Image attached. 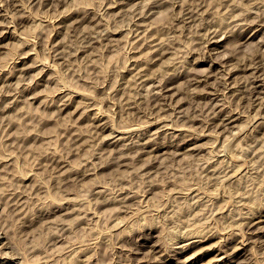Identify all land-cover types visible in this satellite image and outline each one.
I'll list each match as a JSON object with an SVG mask.
<instances>
[{"label": "rangeland", "instance_id": "1", "mask_svg": "<svg viewBox=\"0 0 264 264\" xmlns=\"http://www.w3.org/2000/svg\"><path fill=\"white\" fill-rule=\"evenodd\" d=\"M2 1L1 264H264V0Z\"/></svg>", "mask_w": 264, "mask_h": 264}, {"label": "bare ground", "instance_id": "2", "mask_svg": "<svg viewBox=\"0 0 264 264\" xmlns=\"http://www.w3.org/2000/svg\"><path fill=\"white\" fill-rule=\"evenodd\" d=\"M45 1H46V0H45ZM164 1H165V0H164ZM166 1H167V0H166ZM1 2H2V4H3L5 1H2V0H1ZM231 2H232V1H231ZM231 2H230V5H231ZM116 3H118V2L116 1ZM0 4H1V3H0ZM4 5H5V3H4ZM108 8H109V6H108ZM151 8H152V7H151ZM3 10H4V9H3ZM3 10H1V11H3ZM24 12H26V11H24ZM24 12H23V13H24ZM252 13H253V12H252ZM254 13H255V12H254ZM257 13H258V12H257ZM257 13H256V14H257ZM263 13H264V11H263ZM12 14H13L14 17H15V14H14V13H11V15H12ZM259 14H260V13H259ZM7 15H8V14H7ZM11 15H10V16H11ZM22 15H23V14H22ZM237 15L239 16V15H243V14H237ZM244 15H245V14H244ZM261 15H262V14H261ZM19 16H21V14H20ZM243 17H246V16H243ZM257 17H258V16H257ZM257 17H256V18H257ZM262 17H263V15H262ZM7 18H8V16H7ZM18 18H19V17H18ZM236 18H237V17H236ZM236 18H235V20L238 19V18H237V19H236ZM259 18L262 19V18L260 17V15H259ZM263 18H264V17H263ZM10 19H12V17H11ZM257 19H258V18H257ZM8 20H9V18H8ZM12 20H13V19H12ZM144 20H145V19H144ZM144 20H142V22H143ZM240 20H241V22H242V19H240ZM240 20H239V21H240ZM244 20H247V19H244ZM9 21H10V20H9ZM263 21H264V20H263ZM11 22H12V21H11ZM11 22H10V23H11ZM140 22H141V21H140ZM145 22H146V21H145ZM245 22H247V21H244V23H245ZM141 24H142V23H141ZM250 24H251V23H250ZM250 24L248 23V25H250ZM263 24H264V23H263ZM5 25H6V24H5ZM142 25H143V24H142ZM145 25H146V23H145ZM232 25H234V24H232ZM235 25H236V24H235ZM238 25H239V24H237V26H238ZM246 25H247V24H246ZM209 26H210V25H209ZM250 26H251V25H250ZM7 27H8V26H7ZM7 27H6V28H7ZM210 27H213V26H210ZM229 27L231 28V26H229ZM234 27H236V26H234ZM147 28H148V26H147ZM214 28H215L216 30H217V29H220V28H217V26H216V27L214 26ZM232 28H233V27H232ZM232 28H231V29H232ZM240 28H241V26H240ZM7 29H8V28H7ZM7 29H5V31H6ZM225 29H226V28H225ZM231 29H230V30H231ZM233 29H235V28H233ZM238 29H239V28H238ZM144 30H145V29H144ZM211 30H213V28H211ZM220 30H221V32H222V28H221ZM2 31H4V29H2ZM142 31H143V30H142ZM142 31H141V32H142ZM145 31H146V30H145ZM147 31H148V30H147ZM213 31H214V30H213ZM226 31H227V30H226ZM136 32H138V31H136ZM214 32H215V31H214ZM216 32H218V31H216ZM233 32H234V31H233ZM235 32H236V31H235ZM142 33L145 34L144 31H143ZM223 33H224V29H223ZM105 34H106V33H105ZM137 34H138V33H137ZM144 34H143V35H144ZM211 34H214V33L211 32ZM211 34H210V35H211ZM139 35H140V34H139ZM139 35H136V36H137V38H139V39L141 40L142 38H140V37L142 36V34H141V36H139ZM263 35H264V34H263ZM104 36H106V35H104ZM138 36H139V37H138ZM146 36H148V33H146ZM213 36H214V35H213ZM219 36H220V35H219ZM222 36H223V35H222ZM3 37H4V36H3ZM262 37H263V36H262ZM103 38H104V37H103ZM107 38H108V37H107ZM144 38H145V35H144ZM148 38H150V37L148 36ZM205 39H207V38H205ZM222 39H224V38H222ZM261 39H262V38H261ZM143 40H144V41H143ZM145 40H146V39H142L143 42H145ZM207 40H208V39H207ZM217 40H218V39H217ZM217 40H216V42H217ZM224 40H225V39H224ZM138 41H139V40H138ZM148 41H149V40H148ZM205 41H206V40H205ZM218 41H219V40H218ZM146 42H147V41H146ZM203 42H204V41H203ZM207 42L209 43L210 40H208ZM220 43H221V42H220ZM145 44H146V43H145ZM205 44H206V43H205ZM213 44H214V43H213ZM213 44H212V45H213ZM208 45H209V44H208ZM216 45H217V44H216ZM159 46H160V45H159ZM214 46H215V45H214ZM211 47H212V46H211ZM159 48H160V47H159ZM204 48H206V47H204ZM207 48H208V47H207ZM214 48H215V47H214ZM208 49H209V48H208ZM208 49H207V50H208ZM205 51H206V49H205ZM208 51H210V50H208ZM208 51H207V52H208ZM225 56H226V55H225ZM225 56L223 55L222 58L225 57ZM263 57H264V56H263ZM216 58H217V57H216ZM258 58H259V57H258ZM258 58H257V59H258ZM261 58H262V57H261ZM152 59H153V58H152ZM218 59H221V57H219ZM263 59H264V58H263ZM255 60H256V59H255ZM259 60H260V59H259ZM150 61H151V59H150ZM257 61H258V60H256V63H257ZM263 61H264V60H263ZM143 62H144V61H143ZM147 62H148V64H149V60H148ZM147 62H146V63H147ZM214 62H215V61H214ZM261 62H262V61H261ZM261 62L258 63V64L260 65ZM137 63H138V62H137ZM253 63H254V62H253ZM256 63H255V65H256ZM144 64H145V63H144ZM219 64H220V63H219ZM263 64H264V63H263ZM140 65H141V64H140ZM221 65H223V64H221ZM251 65H252V64H251ZM259 65H257V66H259ZM33 66H34V65H33ZM141 66H142L141 69H143V67L145 68V66H147V64H146L145 66H144V65H141ZM141 66H140V67H141ZM148 66H149V65H148ZM148 66H147L145 69H147ZM235 66H236V65H235ZM237 66H238V68H239V65H237ZM246 66H247V65H246ZM257 66H256V67H257ZM261 66H262V65H261ZM261 66H259V67H261ZM16 67H17V66H16ZM31 67H32V66H31ZM138 67H139V66H138ZM140 67H139V68H140ZM228 67H232V66H228ZM252 67H254V66H252ZM26 68H27V67H25V69H26ZM234 68H236V67H234ZM240 68H241V66H240ZM263 68H264V67H263ZM19 69H20V68H19ZM22 69H24V68H22ZM25 69H24V70H25ZM137 69H138V68H137ZM137 69H136V70H137ZM231 69H232V68H231ZM231 69H229V70L231 71ZM24 70H20V71H24ZM134 70H135V69H134ZM209 70H210V69H209ZM209 70H208V71H209ZM227 70H228V69H227ZM227 70H226V71H227ZM232 70H233V69H232ZM234 70H235V69H234ZM260 70H261V69H260ZM26 71H27V70H26ZM139 71H140V70H138V73H141V72H142V70H141V72H139ZM143 71H144V70H143ZM214 71H215V70H214ZM223 71H224V70H223ZM254 71H255V69H254ZM254 71H253V72H254ZM256 71H257V69H256ZM256 71H255V72H256ZM135 72H136V71H135ZM219 72H220V71H219ZM224 72H225V71H224ZM224 72H222V73L224 74ZM255 72H254V73H255ZM138 73H137V74H138ZM207 73H208V72H207ZM209 73H210V72H209ZM227 73H228V72H227ZM233 73H234V72H233ZM257 73H258V72H257ZM260 73H261V71H260ZM132 74H134V76H137V75H135L134 72H133ZM146 74H147V73H145V75H146ZM255 74H256V73H255ZM139 75H140V74H138V76H139ZM174 75L176 76L177 74L174 73ZM178 75H179V74H178ZM210 75H212V74H210ZM226 75H227V74H226ZM252 75H253V74H252ZM260 75H261V74H260ZM132 76H133V75H132ZM134 76H133V78H134ZM140 76H141V75H140ZM143 76H144V75H143ZM164 76H165V75H163V77H164ZM167 76H168V75H167ZM169 76H170V75H169ZM172 76H173V75H172ZM197 76H198V75H197ZM206 76H208V74H207ZM228 76H230V75H228ZM232 76H233V75H232ZM256 76H257V74H256ZM261 76H262V75H261ZM146 77H148V76H146ZM146 77H145V78H142V77H141V78L145 80ZM152 77H153V76H152ZM202 77H204V75H203ZM211 77H212V76H211ZM222 77H223V76H222ZM252 77H253V76H252ZM257 77H258V76H257ZM257 77H255V78H257ZM133 78H131V80H132ZM136 78H137V77H135V79H136ZM150 78H151V77H150ZM161 78H162V77H161ZM164 78H165V77H164ZM168 78H169V77H168ZM168 78H167V81H169ZM170 78H172V77H170ZM207 78H208V77H207ZM216 78H218V77H216ZM231 78H232V77H231ZM253 78H254V77H253ZM48 79H49V78H48ZM148 79H149V77H148ZM159 79H160V78H159ZM172 79H173V78H172ZM198 79H199V78H198ZM205 79H206V78H205ZM257 79H258V78H257ZM140 80H141V79H140ZM150 80H152V79H150ZM160 80H161V79H160ZM217 80H219V78H218ZM221 80H222V79H221ZM221 80H220V81H221ZM237 80L239 81V79H237ZM237 80H236V82H237ZM255 80H256V79H255ZM258 80H259V79H258ZM261 80H263V79H261ZM142 81H143V80H142ZM147 81H148V80H147ZM152 81H153V80H152ZM161 81H162V80H161ZM161 81H158V82H161ZM163 81H164V79H163ZM207 81H209V80H207ZM222 81H225V80H222ZM240 81H241V80H240ZM240 81H239V82H240ZM242 81H243V80H242ZM242 81H241V82H242ZM246 81H247V79H246ZM250 81H251V79H250ZM250 81H248V82L250 83ZM135 82H136V80H135ZM135 82H134V83H135ZM149 82H150V81H149ZM155 82H156V80H155ZM155 82H153V83L156 84V86H157L158 84H161V83H162V82H161V83H158V82H157V83H158V84H157V83H155ZM169 82H170V81H169ZM203 82H205V81H203ZM241 82H240V83H241ZM144 83L147 84L146 82H144ZM165 83H166V82H165ZM200 83H201V82H200ZM209 83H211V81H210ZM228 83H229V81H228ZM228 83H227V84H228ZM251 83H252V81H251ZM256 83H257V82H256ZM256 83L254 84L255 86H256ZM261 83H262V82H261ZM135 84H136V83H135ZM137 84H139L138 81H137ZM162 84H164V83H162ZM211 84H212V83H211ZM223 84H224V83H223ZM231 84H232V82H231ZM235 84H237V83H235ZM235 84H233V85L235 86ZM257 84H259V83H257ZM141 85H142V87L145 86L144 84H142V82H141ZM143 85H144V86H143ZM148 85H149V84H148ZM148 85H147L146 87L149 88ZM152 85H153V84H151L150 86H152ZM204 85L206 86V83H205ZM251 85H252V84H251ZM251 85L248 84L247 86H251ZM138 86H139V85H138ZM160 86H161V85H160ZM163 86H164V85H163ZM169 86H170V85H169ZM208 86H209V85H208ZM225 86L227 87V85H225ZM225 86H224V87H225ZM238 86H239V85H238ZM252 86H253V85H252ZM257 86H258V85H257ZM257 86H256V88H257ZM262 86H264V85H262ZM161 87H162V86H161ZM239 87H240V86H239ZM242 87H243V86H242ZM140 88H141V86H140ZM153 88H154V87H152L150 90H152ZM163 88H164V87H163ZM167 88H168V86H167ZM167 88H166V89H167ZM233 88H234V87H233ZM244 88L246 89L247 87H244ZM256 88H255V89H256ZM263 88H264V87H263ZM227 89H228V87H227ZM231 89H232V88H231ZM235 89H236V87H235ZM241 89H242V88H241ZM249 89H250V88H249ZM150 90H149V92H150ZM159 90H162V88H159L158 91H159ZM228 90H229V89H228ZM232 90L234 91V94H233V92L231 91L232 94L235 95V90H234V89H232ZM256 90H257V89H256ZM260 90H261V89H260ZM221 91H222V90H221ZM237 91H238V89H237ZM245 91H247V90H245ZM258 91H259V90H258ZM64 92H65V91H64ZM151 92H152V95H153V91H151ZM155 92H156V91H155ZM155 92H154V94H155ZM223 92H225V91H223ZM240 92H241V91H240ZM255 92H256V91H255ZM259 92H260V91H259ZM163 94H164V92H163ZM215 94H216V92H215ZM236 94H237V92H236ZM238 94H239V92H238ZM238 94H237V96H238ZM245 94H247V95H245V96H248V92H245ZM249 94H250V91H249ZM149 95H150V94H149ZM152 95H151V96H152ZM159 95H160V94H159ZM161 95H162V92H161ZM161 95H160V96H161ZM164 95H165V94H164ZM216 95H217V94H216ZM221 95H222V94H221ZM226 95H227V94H226ZM253 95H254V92H253ZM257 95H258V94H257ZM35 96H36V95H35ZM63 96H65V95L63 94ZM151 96H150V97H151ZM167 96H168V95H166V97H167ZM211 96H213V95L211 94ZM231 96H232V95H231ZM241 96H242V95H241ZM250 96L252 97V94H251ZM250 96H249V97H250ZM61 97H62V96H61ZM65 97H66V96H65ZM69 97H71V96H69ZM69 97H68V98H69ZM161 97H162V96H161ZM168 97H169V96H168ZM228 97H230V95H229ZM251 97H250L249 100H251ZM255 97H256V96H255ZM257 97H258V96H257ZM62 98H63V97H62ZM62 98H61V99H62ZM152 98H153V97H152ZM154 98H155V96H154ZM162 98H165V97H162ZM226 98H227V97H226ZM243 98H244V96H243ZM252 98H253V97H252ZM259 98H260V97H259ZM261 98H262V97H261ZM217 99H218V98H217ZM257 99H258V98H257ZM58 100H60V99H58ZM62 100H63V99H62ZM62 100H60V101H62ZM66 100H67V97H66L65 101H66ZM68 100H69V99H68ZM70 100H72V99H70ZM73 100H74V99H73ZM73 100H72V101H73ZM155 100H157V99H155ZM160 100H162V99L159 98V101L157 100L156 103H157V102H161ZM210 100H211V99H210ZM230 100H231V101L234 100V97L232 96V99H230ZM230 100L228 99V101H230ZM237 100H240V98L237 99ZM245 100H246V99H245ZM247 100H248V99H247ZM247 100H246V101H247ZM255 100H256V98H255ZM263 100H264V98H263ZM224 101H225V100H224ZM224 101H223V102H224ZM235 101H236V100H235ZM235 101H234L233 103H235ZM240 101L242 102V99H241ZM240 101H239V102H240ZM253 101H254V98H253ZM256 101H257V100H256ZM259 101H261V100H259ZM66 102H67V101H66ZM66 102H64V103H66ZM70 102H71V101H70ZM166 102H167V101H166ZM166 102H165V103H166ZM223 102H222V103H223ZM237 102H238V101H237ZM60 103H61V102H60ZM62 103H63V102H62ZM62 103H61V104H62ZM68 103H69V101H68ZM161 103H164V102H161ZM165 103H164V104H165ZM172 103H173V102H171V105H172ZM224 103H226V102H224ZM227 103H228V102H227ZM231 103H232V102H231ZM255 103H257V102H255ZM210 104H212V103H210ZM250 104H251V103H250ZM71 105H72V104H71ZM171 105H170V106H171ZM215 105H217V104L215 103ZM219 105H220V103H219ZM222 105H224V104H222ZM229 105H230V103H229ZM233 105H234V104H233ZM252 105H255V104H252ZM62 106H63V105H62ZM65 106H66V104H65ZM65 106H63V107H65ZM67 106H68V105H67ZM163 106H164V105H163ZM163 106H162V107H163ZM170 106H169L168 108H170ZM225 106H226V104H225ZM256 106H257V104H256ZM258 106H259V105H258ZM261 106H262V105H261ZM63 107H62V108H63ZM155 107H156V106H155ZM162 107H161V108H162ZM164 107H167V106L165 105ZM176 107H177V106H176ZM212 107H213V106H212ZM222 107H223V106H222ZM262 107H264V105H263ZM168 108H167V109H168ZM172 108H173V107H172ZM179 108H180V107H179ZM226 108H227V107H226ZM159 109H160V108H159ZM162 109H163V111H164V108H162ZM162 109H161V110H162ZM167 109H165V110H167ZM173 109H174V108H173ZM221 109H222V108H221ZM221 109H220V110H221ZM232 109H235V108H232ZM258 109H259V107H258ZM258 109H257V110H258ZM59 110H60V109H59ZM62 110H63V109H61V111H62ZM65 110H66V109H65ZM177 110H178V109H177ZM257 110H256V111H257ZM262 110H263V109H261V112H262ZM163 111H162V112H163ZM172 111H173V110H172ZM180 111H181V108L179 109V114H180ZM182 111H183V109H182ZM216 111H217V109H216L215 111L213 110V113L216 112ZM218 111H219V110H218ZM223 111H224V109H223ZM62 112H64V111H62ZM174 112H175V110H174ZM174 112H173V113L169 112V114H172V116L170 115L171 118L173 117ZM221 112H222V110H221ZM226 112H227V111H226ZM238 112H239V111H238ZM95 113H97V112H95ZM218 113L220 114V112H217V114H218ZM233 113H234V110H233ZM97 114H98V113H97ZM167 114H168V113H167ZM176 114H178V113H176ZM176 114H175V115H176ZM179 114H178V117H179ZM217 114H216V115H217ZM224 114H225V113H224ZM229 114H230V112H229ZM229 114H226L227 117H228ZM238 114H239V113H238ZM240 114H241V113H240ZM262 114H263V113H262ZM183 115H184V114H183ZM183 115H182V116H183ZM185 115H186V114H185ZM185 115H184V117H185ZM214 115H215V114H214ZM214 115H213V116H214ZM216 115H215V117H216ZM222 115H223V114H222ZM254 115H255V114H254ZM256 115H257V113H256ZM259 115H260V114H259ZM259 115H257V116H259ZM96 116L98 117V115H96ZM168 116H169V115H168ZM168 116H167V117H168ZM182 116H180V117H182ZM217 116H218V115H217ZM231 116H233V115L231 114ZM235 116H236V115H235ZM235 116H234V118H235ZM263 116H264V115H263ZM163 117H164V115L161 116V118H160V117H158V118H160V120H161ZM178 117H177V118H178ZM180 117H179V119H180ZM229 117H230V116H229ZM229 117H228V118H229ZM247 117H248V115H247ZM249 117H250V118H253L252 116H249ZM249 117H248V118H249ZM90 118H91V117H90ZM90 118H89V119H90ZM152 118H153V117H152ZM154 118H155V117H154ZM156 118H157V117H156ZM171 118H170V119H171ZM174 118H175V117H174ZM222 118H223V116H222ZM241 118H242V117H241ZM95 119L97 120V118H95ZM101 119H102V118H101ZM101 119H100V120H101ZM167 119H168V118H167ZM170 119H169V120H170ZM179 119H174V120L176 121V120H179ZM223 119H224V118H223ZM223 119H221V120H223ZM232 119H233V118H232ZM236 119H237V118H236ZM253 119H254V118H253ZM92 120H93V119H92ZM92 120H91V121H92ZM98 120H99V119H98ZM156 120H157V119H156ZM158 120H159V119H158ZM165 120H166V119H165ZM171 120H173V119H171ZM181 120H182V119H181ZM191 120H192V118H191ZM214 120H215V119H214ZM217 120H218V119H217ZM221 120H220V121H221ZM230 120H231V119H230ZM103 121H104V120H103ZM103 121H102V122H103ZM223 121H224V120H223ZM228 121H229V119H228ZM232 121H233V120H232ZM93 122H94V121H93ZM93 122H92V123H93ZM95 122H96V121H95ZM95 122H94V123H95ZM100 122H101V121H100ZM102 122H101V123H102ZM104 122H105V121H104ZM104 122H103L102 124H104ZM155 122H156V121H155ZM170 122H171V121H170ZM172 122H173V121H172ZM101 123H97V124H99V126H101V125H100ZM153 123H154V122H153ZM218 123H219V122H218ZM218 123H217V124H218ZM225 123H227V122H225ZM225 123H224V124H225ZM95 124H96V123H95ZM164 124H166V123H164ZM167 124H170V123H167ZM167 124H166V125H167ZM171 124H172V123H171ZM171 124H170V125H171ZM219 124H220V123H219ZM219 124H218V125H219ZM227 124H228V123H227ZM259 124H260V122H259ZM174 125H175V124H174ZM176 125H177V124H176ZM218 125H216V126H218ZM235 125H236V124H234V126H235ZM262 125H263V124H262ZM92 126H93V125H92ZM97 126H98V125H97ZM97 126H96L95 128H98V127H99V126H98V127H97ZM107 126H108V125H107ZM172 126H173V125H172ZM214 126H215V124H214ZM216 126H215V127H216ZM220 126H221V125H220ZM253 126H254V125H253ZM103 127H104V126H103ZM105 127H106V126H105ZM168 127H169V125H168ZM225 127H228V125L225 124ZM239 127H241V126H239ZM246 127H247V126H246ZM254 127H255V126H254ZM256 127H257V126H256ZM107 128H108V127H107ZM135 128H137V127H135ZM217 128H220V127H217ZM221 128H222V127H221ZM229 128H230V127H229ZM232 128H234V127L232 126ZM232 128H231V129H232ZM260 128H261V127H260ZM260 128H259V129H260ZM263 128H264V127H263ZM263 128H262V129H263ZM102 129H103V128H102ZM105 129H106V128H105ZM132 129H133V127H132ZM132 129L130 128V129H128V130L130 131V130H132ZM186 129H187V128H186ZM227 129H228V128H227ZM236 129H237V128H236ZM239 129H240V128H239ZM248 129H249V128H248ZM252 129H254V128H252ZM257 129H258V128H257ZM96 130H97V129H96ZM110 130H111V129H110ZM117 130H118V129H117ZM128 130H126V131H128ZM145 130H146V129H145ZM150 130H152V129H150ZM157 130H158V129H157ZM159 130H160V129H159ZM225 130H226V129H225ZM241 130H242V128H241ZM243 130H244V129H243ZM245 130H246V129H245ZM255 130H256V129H255ZM111 131H114V130L112 129ZM154 131H155V130H154ZM230 131H231V130H229V132H230ZM233 131H234V130H233ZM250 131H251V130H249V132H250ZM146 132H147V131H145V133H146ZM149 132H150V131H149ZM156 132H157V131H156ZM158 132H159V131H158ZM162 132H163V131H162ZM164 132H165V131H164ZM234 132H235V131H234ZM236 132H239V133H240V130H239V131L236 130ZM96 133H97V132H96ZM111 133H112V132H110L109 134L111 135ZM218 133H219V132H218ZM246 133H247V132H246ZM139 134H140V133H139ZM147 134H148V132H147ZM189 134H190V133H189ZM216 134H217V133H216ZM228 134H229V133H228ZM228 134L226 135L227 138L230 136V135H228ZM230 134H231V133H230ZM237 134H238V133H237ZM107 135H108V134H107ZM112 135H114V134H112ZM116 135H118V134H115V136H116ZM137 135H138V134H137ZM141 135H142V134H141ZM149 135H150V134H149ZM185 135H186V134H185ZM224 135H225V134H224ZM224 135H223V136H224ZM231 135H232V134H231ZM233 135H234V134H233ZM235 135H236V134H235ZM244 135H245V134H244ZM250 135H251V134H250ZM115 136H114V137H115ZM154 136H155V135H154ZM156 136H158V135H156ZM187 136H188V134H187ZM241 136H243V135H241ZM248 136H249V134H248ZM254 136H255V135H254ZM103 137H105V136H103ZM103 137H102L101 139H103ZM108 137H110V136L108 135L107 138H108ZM190 137H191V136H190ZM218 137H219V136H218ZM230 137H232V136H230ZM230 137H229V138H230ZM234 137H236V136H234ZM239 137H240V136H239ZM251 137L253 138V135H252ZM110 138H111V137H110ZM133 138H134V137H133ZM142 138H144V137H142ZM148 138H149V136H148ZM151 138H153V135L151 136ZM151 138H150V139H151ZM156 138H157V137H156ZM156 138H155V140H156ZM159 138H160V137H159ZM227 138H226V139H227ZM246 138H247V136L245 137V139H246ZM252 138H251V139H252ZM255 138H256V137H255ZM120 139H121V138H120ZM120 139H119V140H120ZM137 139H138V138H137ZM184 139H185V138H184ZM188 139H189V138H188ZM226 139H224V140H226ZM251 139H250V140H251ZM105 140H106V138H105ZM132 140H133V139H132ZM138 140H139V139H138ZM138 140H137V142H138ZM140 140H141V139H140ZM140 140H139V141H140ZM246 140H247V139H246ZM257 140H258V139H257ZM102 141H103V140H102ZM214 141H215V140H214ZM137 142H136V143H137ZM157 142H158V141H157ZM188 142H189V141H188ZM250 142H251V141H250ZM253 142H254V140H253ZM134 143H135V142H134ZM136 143H135V144H136ZM143 143H144V142H143ZM147 143H148V142H147ZM149 143H150V142H149ZM223 143H224V142H222V144H223ZM258 143H259V140H258ZM129 144H130V143H129ZM132 144H133V143H131V145H132ZM145 144H146V143H145ZM145 144H144V145H145ZM152 144H153V143H152ZM180 144H181V143H180ZM185 144H187V143L185 142ZM133 145H134V144H133ZM138 145H139V144H138ZM140 145H141V144H140ZM160 145H161V144H160ZM182 145H183V144H182ZM246 145H248V144H246ZM246 145H245V147H244V150L247 148ZM129 146H130V145H129ZM163 146H164V145H163ZM226 146H227V144H226ZM226 146H225V147H226ZM248 146H249V145H248ZM126 147H127V145H126ZM134 147H135V146H134ZM157 147H158V146H157ZM160 147H161V146H160ZM181 147H182V146H181ZM181 147H180V148H181ZM213 147H214V146H213ZM221 147H222V146H221ZM250 147H252V146L250 145ZM250 147H249V148H250ZM131 148H133V146H132ZM131 148H130V149H131ZM137 148H139V147H137ZM137 148H136V150H137ZM140 148H141V146H140ZM184 148H185V147H184ZM214 148H215V147H214ZM216 148H217V147H216ZM242 148H243V147H242ZM126 149H127V148H126ZM153 149H154V148H153ZM153 149H152V150H153ZM218 149H219V146H218ZM226 149H227V147H226ZM247 149H248V148H247ZM116 150H118V149H116ZM116 150H115L114 152H116ZM119 150H120V149H119ZM121 150H122V149H121ZM138 150L140 151L141 149H138ZM143 150H145V149H143ZM146 150H147V149H146ZM148 150H149V149H148ZM152 150H151V151H152ZM220 150H221V148H220ZM242 150H243V149H242ZM127 151H129V150H127ZM212 151H213V149H212ZM218 151H219V150H218ZM218 151H217V152H218ZM225 151H226V150H225ZM246 151H247V150H246ZM118 152H120V151H118ZM121 152H122V151H121ZM121 152L117 155V156L120 155V159H122L121 157L125 156V155L121 156ZM136 152L138 153V151H136ZM143 152H144V151H143ZM242 152H243V151H242ZM242 152H241V153H242ZM123 153H124V152H123ZM123 153H122V154H123ZM141 153H142V152H141ZM224 153H225V152H224ZM224 153H223V154H224ZM227 153H228V152H227ZM215 154H217V153L215 152ZM218 154H220V152H218ZM243 154H244V153H243ZM126 155H128V154H126ZM153 155H154V154H153ZM221 155H222V154H221ZM232 155H233V154H232ZM235 155H236V154H235ZM235 155H234V156H235ZM117 156H116V157H117ZM222 156H223V155H222ZM236 156H237V155H236ZM238 156H240V155H238ZM241 156H242V155H241ZM243 156H244V155H243ZM243 156H242V157H243ZM114 157H115V156H114ZM242 157H241V158H242ZM125 158H126V157H125ZM225 158H226V157H225ZM232 158H233V156H232ZM234 158H235V157H234ZM116 159H117V158H116ZM235 159H237V158H235ZM239 159H240V158H239ZM114 160H115V158H114ZM223 160H224V159H223ZM237 160H238V159H237ZM241 160H242V159H241ZM118 161H121V160H118ZM233 161H234V160H233ZM239 161H240V160H239ZM218 162H219V161H218ZM223 162H225V160H224ZM227 162H228V161H227ZM234 162H236V161H234ZM221 163H222V161H221ZM236 163H237V162H236ZM218 164H220V163H218ZM223 164H224V163H223ZM230 164H231V163H230ZM233 164H234V163H233ZM237 164H239V166H240V165H242L243 163H242V164L237 163ZM228 165H229V163H228ZM213 166H214V165H213ZM216 166H218V165H216ZM225 166H226V165H225ZM232 166H233V165H232ZM232 166H231V167H232ZM234 166H236V165H234ZM237 166H238V165H237ZM223 167H224V166H223ZM231 167H230V168H231ZM243 167H244V166L242 165L241 170H242ZM235 168H236V167H235ZM235 168H234V169H235ZM244 168H245V167H244ZM204 169H205V168H204ZM213 169H214V168H213ZM215 169H216V168H215ZM227 169H228V168H227ZM239 169H240V167H239ZM239 169H238V171H240ZM219 170H220V169H219ZM225 170H226V169H225ZM232 170H233V169H232ZM210 171H212V170H210ZM220 171H221V170H220ZM222 171H224L223 168H222ZM233 171H235V170H233ZM236 171H237V168H236ZM238 171H237V172H238ZM247 171H248V170H247ZM225 172H227V170H226ZM220 174H221V173H220ZM225 174H226V173H225ZM228 174H229V173H228ZM230 174H231V172H230ZM230 174L227 175V178L225 177L227 181H228V179L230 178V176H231L232 174L236 175L235 173H232L231 175H230ZM223 175H224V174H223ZM223 175H222V176H223ZM243 175H244V174H243ZM224 176H225V175H224ZM228 176H229V177H228ZM233 177H235V176H233ZM231 178H232V176H231ZM221 179L223 180L222 177H221ZM239 179H240V177H239ZM229 181H230V180H229ZM231 181L234 182V180H231ZM231 181H230V183H232ZM222 182H223V181H222ZM225 182H226V181H225ZM227 183H228V182H227ZM230 183H229V184H230ZM122 189H123V188H122ZM195 189H196V188H195ZM195 189H194V190H195ZM192 191H193V190H192ZM196 192H197V191H196ZM126 196H127V195H126ZM194 197H195V196H194ZM199 197H200V196H199ZM124 198H125V196H124ZM127 198H128V197H127ZM120 199H121V198H120ZM193 199H194V198H193ZM117 200H119V199H117ZM125 200H126V199H125ZM108 201H109V200H107V202H108ZM121 201H122V200H121ZM22 202H24V201H22ZM105 202H106V201H105ZM105 202H104V203H105ZM107 202H106V203H107ZM101 203H103V202H101ZM121 203H123V201H122ZM242 204L244 205V202H243ZM122 205L124 206V205H126V204H122ZM125 207H126V206H125ZM23 214H24V213H23ZM261 215H262V214H261ZM252 216H253V215H252ZM245 217H246V216H245ZM254 217L256 218L255 215H254ZM258 217H259V216H258ZM241 218H242V217H240V219H241ZM244 219L247 220V218H244ZM252 219H253V218H252ZM252 219H251V220H252ZM242 221H243V219H242ZM260 221H261V220H260ZM240 222H241V221H240ZM245 222H246V221H245ZM245 222H244V223H245ZM249 222H250V221H249ZM251 222H252V221H251ZM257 222H258V220H257L256 222H254V223H257ZM240 224H241V223H240ZM242 224H243V223H242ZM246 224L248 225V223H246ZM246 224H245L244 226H246ZM249 224H250V223H249ZM251 224H253V222H252ZM251 224H250V225H251ZM259 224H260V223H259ZM254 225H256V224H254ZM257 225H258V223H257ZM260 225H261V224H260ZM260 225H259V226H260ZM241 226H242V225H241ZM259 226H258V227H259ZM247 227H248V226H247ZM61 228H62V227H61ZM241 228H242V227H241ZM248 228H249V227H248ZM248 228H247V229H248ZM250 228H251V227H250ZM243 229H244V228H243ZM247 229H245V230H247ZM260 229H264V226H263V228H260ZM245 230H244L243 233H245ZM250 230H251V229H250ZM252 230H254V229H252ZM255 230H256V227H255ZM242 231H243V230H242ZM257 231H259V230H256V232H257ZM235 232H236V231H235ZM249 232H253V233H254V231H249ZM262 232L264 233V230H263ZM239 233H241V232H239ZM243 233H242V234H243ZM144 234H146V233H144ZM245 234H246V233H245ZM255 234H258V233H255ZM146 235H147V234H146ZM146 235H145V236H146ZM231 235L234 236L233 233H232ZM237 235H238V234H237ZM258 235H259V234H258ZM261 235H262V234H261ZM195 236H196V235H195ZM233 236H231V237L234 238ZM244 236H245V235H244ZM244 236H243V238H246V237H244ZM249 236H250V235H249ZM147 237H148V236H147ZM150 237H151V236H150ZM191 237H192V236H191ZM193 237H194V236H193ZM247 237H248V236H247ZM251 237H252V236H251ZM248 239H249V238H248ZM248 239H247V240H248ZM146 240H147V239H146ZM233 240H234V239H233ZM228 241H230V240H228ZM190 242H191V241H190ZM245 242H246V241H245ZM6 243H7V242H6ZM147 243H148V242H147ZM155 243H156V242H155ZM194 243H195V241H194ZM144 244H145V243H144ZM156 244H157V243H156ZM244 244H245V243H244ZM3 245H4V243H3ZM8 245H9V244H8ZM139 245H140V244H139ZM10 246H11V245H10ZM144 246H145V245H144ZM147 246H148V245H147ZM186 246H187V245H186ZM189 246H190V245H189ZM189 246H188V247H189ZM192 246H193V245H192ZM8 247H9V246H8ZM153 247H154V246H153ZM183 247H184V246H183ZM183 247H182V248H183ZM239 247H240V246H239ZM0 248H2V247H0ZM3 248H4V250H5V247H3ZM81 248H82V247H81ZM157 248H158V247H157ZM174 248H175V247H174ZM182 248H181V249H182ZM83 249H84V248H83ZM154 249H155V248H154ZM176 249H177V247H176ZM236 249H238V247H237ZM75 250H76V249H75ZM79 250H80V248H79ZM186 250H187V247H186ZM2 251H3V250H2ZM7 251H8V250H7ZM7 251H5L6 254H7ZM72 251H73V250H72ZM77 251H78V249H77ZM81 251H82V250H81ZM139 251H140V250H139ZM156 251H157V250H156ZM177 251H178V250H177ZM5 252H2V253L0 252V253H1V256L3 255V253H4V255H5ZM9 252H10V251H9ZM9 252H8V254L10 255L11 252H10V253H9ZM75 252H76V251H75ZM78 252H79V251H78ZM140 252H141V251H140ZM153 252H154V251H153ZM182 252H183V251H182ZM137 253H138V252H137ZM146 253H148V251H147ZM149 253H151V251H150ZM235 253H236V252H235ZM8 254H7V255H8ZM11 254H12V253H11ZM15 254H16V253H15ZM15 254H13V256H14ZM144 254H145V253H144ZM236 254H237V253H236ZM4 255H3V256H4ZM7 255H6V256H7ZM74 255H75V254H74ZM74 255H73V257H74ZM151 255H152V254H151ZM234 255H235V254H234ZM11 256H12V255H11ZM8 257H9V256H8ZM143 257H144V256H143ZM151 257H154V256L152 255ZM191 257H192L193 259H196V257H194V256H191ZM191 257H190V259H191ZM228 258H229V257H228ZM4 259H5V257H4ZM139 259H142V258H139ZM139 259H138V260H139ZM145 259H147V258H145ZM145 259H143V260H145ZM148 259H149V258H148ZM150 259H152V258H150ZM6 260H7V259H6ZM6 260H5V261H6ZM143 260H140V261L143 262ZM191 260H192V259H191ZM228 260H229V259H228ZM233 260H235V259H233ZM2 261H3V260H2ZM79 261H81V260H79ZM148 261H149V262H148ZM148 261H147V262L150 264V263H151L150 260H148ZM152 261H155V260L152 259ZM193 261H194V260H193ZM193 261H192V262H193ZM194 262H195V261H194ZM22 263H23V262H22ZM24 263H25V262H24ZM144 263H145V262H144ZM229 263H230V262H229ZM229 263H228V264H229ZM237 263H238V262H237ZM0 264H1V262H0ZM25 264H26V263H25ZM31 264H32V263H31ZM146 264H147V263H146ZM221 264H227V260H225L224 262H221ZM230 264H231V263H230ZM232 264H233V263H232ZM234 264H236V263H234Z\"/></svg>", "mask_w": 264, "mask_h": 264}]
</instances>
